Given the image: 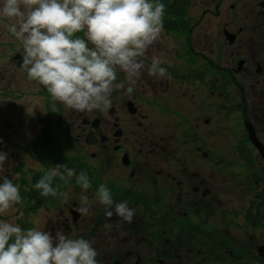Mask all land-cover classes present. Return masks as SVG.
Here are the masks:
<instances>
[{"label": "flooded vegetation", "instance_id": "1", "mask_svg": "<svg viewBox=\"0 0 264 264\" xmlns=\"http://www.w3.org/2000/svg\"><path fill=\"white\" fill-rule=\"evenodd\" d=\"M224 1L203 10L198 19L190 10L174 26H163L158 41L137 58L144 68L132 85L117 69L115 83L123 87L113 92H124L120 101L105 111L83 112L78 128L68 130L63 123L73 138L70 151L91 183L87 197L97 199L104 184L114 203L126 201L134 216L126 222L114 206L104 205H92L84 216L77 211V199L67 205L61 195L48 196L38 210L46 221L41 230L51 233L54 242L57 231L86 239L96 249L99 264H251V236L258 229L264 234V165L259 167L264 156L246 121L264 144L257 131L264 125V99L256 104L264 90L250 91L241 76L264 80V59L254 54L264 53V0H247L244 29L223 27L232 48L220 46L219 58L218 46L209 38L202 41L201 23L207 15L223 17ZM246 29L251 34L241 38ZM4 46L10 48L9 42ZM154 56L164 61L163 78L148 74ZM236 109L238 124L233 119ZM235 125H242L243 132L234 137ZM19 170V189L25 191L31 184ZM220 170L227 173L221 180ZM235 175H243L239 184L248 192L243 200L224 205L218 186L228 195L235 188L228 179ZM64 182L54 186L59 193L82 189L76 179ZM43 210L49 211L43 215ZM109 210L111 217L105 214ZM258 250L264 256V244Z\"/></svg>", "mask_w": 264, "mask_h": 264}, {"label": "clouds", "instance_id": "2", "mask_svg": "<svg viewBox=\"0 0 264 264\" xmlns=\"http://www.w3.org/2000/svg\"><path fill=\"white\" fill-rule=\"evenodd\" d=\"M165 5L160 0H0V16L14 21L8 31L21 42L22 64L30 81L42 85L53 101L78 112L105 111L111 104L117 69L128 81L139 78L144 68L138 57L160 38ZM83 33V36L76 34ZM91 45V47L89 46ZM164 63L154 56L150 76L163 78ZM132 87L127 88L131 93ZM7 155L0 152V169ZM83 190L91 183L88 174L60 164L52 167L34 185L43 197L66 196L53 188L54 178L70 179ZM0 183V214L21 203L19 187L3 177ZM98 202L126 222L134 211L126 201L114 203L110 190L101 184ZM91 202L81 196L77 211L88 215ZM108 217L112 211H106ZM97 251L86 239H73L57 231L37 227L22 229L0 221V264H99Z\"/></svg>", "mask_w": 264, "mask_h": 264}, {"label": "rangeland", "instance_id": "3", "mask_svg": "<svg viewBox=\"0 0 264 264\" xmlns=\"http://www.w3.org/2000/svg\"><path fill=\"white\" fill-rule=\"evenodd\" d=\"M219 0H192L190 10L196 19L201 17L203 10H212L215 8ZM247 3V0H225L221 7V12L224 14L223 17H217L214 14L207 15L202 25V41L206 42L209 38L210 43L213 42L218 48L220 46L224 47L227 51L232 48L227 43L224 34L222 33L223 27H226L232 31H238L239 28H245L248 23H245V17L243 12V7ZM236 4V8H232V5ZM227 15V16H225ZM14 21L8 20L3 16H0V152L7 155V160L2 169H0V183H3V177L12 179L13 183L19 187V181L21 173L19 168L25 171V177L28 181V186L32 183V173L36 170L46 169L43 164L37 161L31 154L27 151L28 144L35 138L42 127L41 117L47 116L48 113H53V116L57 119H61L66 125V129L72 130L74 127H79L82 125L83 112H78L75 110L68 109L63 104L53 101L47 90L39 85L35 81H30L27 78L26 72L21 68L22 64V45L9 31L8 25ZM228 23V24H226ZM250 27V26H249ZM251 34L248 29L240 34V37H247ZM163 41V40H162ZM171 39L164 38V42H170ZM244 41V40H243ZM7 42L11 43L8 48L4 46ZM12 45H14L12 47ZM237 43L233 47H237ZM91 46V45H89ZM227 47V48H226ZM17 54L21 56L18 57ZM256 57L264 59V53L257 54L254 53ZM150 57V56H149ZM221 57V49L219 48V58ZM245 82L249 85L248 88L253 91L256 90L257 93H261L264 90V80L263 77L258 76L257 80L253 76H247L246 79L241 76ZM260 80V81H259ZM132 85V82H127ZM114 81V85H115ZM115 89V87H114ZM117 93H113L111 103L115 100H119L123 97L124 92L119 90ZM126 93V92H125ZM261 96L256 99V104L259 106V102L263 100ZM264 112V102L263 108ZM240 119L239 110L236 109L233 119L238 124V119ZM79 124V125H78ZM68 125V126H67ZM234 126V137L242 134V125ZM259 137L264 140V125H258ZM76 129V128H75ZM221 135V133H220ZM257 136V134H256ZM70 147L72 151L73 138L69 136ZM219 148L224 150L225 147L220 145ZM22 164V166H21ZM264 164L261 162L260 168ZM240 169L238 166H236ZM236 169V168H235ZM223 170H220L219 180L223 176H226ZM244 180L243 175H235L233 179L229 177L228 184L230 183L232 191L229 194H223L225 189L222 185L218 186V196L220 199H224V205H233V201L242 199V195H246L248 189H245L239 184L240 179ZM62 185H66L65 182ZM221 187V188H220ZM68 193L63 196L62 199L67 205H72L73 200H78L80 203L81 196H86L89 194L88 190L80 189L78 192L75 188L70 187L67 189ZM76 191L77 193H74ZM229 191V190H228ZM250 197V195H248ZM247 196V197H248ZM87 199L91 202V205H102L98 202V199L91 198ZM243 200V199H242ZM249 200L246 199L245 202ZM24 203H19L13 205L12 208L8 210L7 213L0 214V221H6L19 225L22 229H28L32 227H37L42 229L45 226V218L40 219V211L26 212ZM62 205V202L60 203ZM49 210L41 211L42 214L48 213ZM24 223V224H23ZM26 223V224H25ZM258 231L255 236H251V264H264V256L260 255L258 247L264 244V234L261 236ZM264 231V228H263ZM254 231L251 230V233Z\"/></svg>", "mask_w": 264, "mask_h": 264}, {"label": "trees", "instance_id": "4", "mask_svg": "<svg viewBox=\"0 0 264 264\" xmlns=\"http://www.w3.org/2000/svg\"><path fill=\"white\" fill-rule=\"evenodd\" d=\"M160 2L165 5V14L162 18L163 26L168 27H172L178 23L175 21L176 19L188 17L192 4V0H160ZM76 35L82 37L83 33ZM41 120L43 123L42 128L39 134L28 144L27 151L43 164L46 169L33 171L31 185L25 191L19 189L21 202L26 204V212L38 211V208L42 206L41 203L46 201V197L41 196L40 192L34 188V185L52 167L66 163L68 167L74 168L77 174L84 171L83 166L79 165L77 157L72 155L70 151V141L66 130L61 125L62 120L56 119L53 113L42 117ZM73 179H76V177L73 176L70 179L56 177L52 186L54 188L57 184L60 185L64 181Z\"/></svg>", "mask_w": 264, "mask_h": 264}, {"label": "water", "instance_id": "5", "mask_svg": "<svg viewBox=\"0 0 264 264\" xmlns=\"http://www.w3.org/2000/svg\"><path fill=\"white\" fill-rule=\"evenodd\" d=\"M230 33L231 32H228V34H229L228 37L230 38V42H233L235 37L234 36L233 37L230 36ZM246 124H247L249 135H250L252 141L259 148L260 152L264 156V144L261 143L259 138H258V136H256V132H255L254 126L252 125V123L249 124L247 121H246Z\"/></svg>", "mask_w": 264, "mask_h": 264}]
</instances>
